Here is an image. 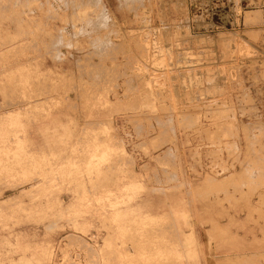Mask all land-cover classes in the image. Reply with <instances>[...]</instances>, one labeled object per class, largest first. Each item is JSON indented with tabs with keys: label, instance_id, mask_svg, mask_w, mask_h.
I'll use <instances>...</instances> for the list:
<instances>
[{
	"label": "rangeland",
	"instance_id": "obj_1",
	"mask_svg": "<svg viewBox=\"0 0 264 264\" xmlns=\"http://www.w3.org/2000/svg\"><path fill=\"white\" fill-rule=\"evenodd\" d=\"M257 74L264 0H0V264H207L264 217Z\"/></svg>",
	"mask_w": 264,
	"mask_h": 264
},
{
	"label": "crops",
	"instance_id": "obj_2",
	"mask_svg": "<svg viewBox=\"0 0 264 264\" xmlns=\"http://www.w3.org/2000/svg\"><path fill=\"white\" fill-rule=\"evenodd\" d=\"M257 79L258 84L255 90V96H259V94L264 95V75L257 74ZM262 102H264L263 96ZM6 111L7 109H3L0 105V118L5 116ZM28 139L37 143L55 141L54 135H42L39 133L29 134ZM147 158L148 157L144 158L145 161ZM225 208L228 207L226 206ZM229 216L230 217L226 214L225 217L218 220L222 222L223 235L220 234L221 231H211V229H208L206 232L204 230L199 231L197 238L201 240L203 244H205L204 239L208 238V246L207 248H203L206 252L205 254L207 255L206 263L264 264V217H248V215L231 217V211L229 212ZM236 223L238 225H236ZM220 236H223V241L222 246L219 249L217 245L220 244V241L217 240L213 243L210 242V238L217 239L220 238Z\"/></svg>",
	"mask_w": 264,
	"mask_h": 264
},
{
	"label": "bare ground",
	"instance_id": "obj_3",
	"mask_svg": "<svg viewBox=\"0 0 264 264\" xmlns=\"http://www.w3.org/2000/svg\"><path fill=\"white\" fill-rule=\"evenodd\" d=\"M84 9V8H83ZM85 11H86V9H85ZM77 14V13H76ZM78 14H80V13H78ZM260 14H261V12H260ZM82 15V14H81ZM85 16V15H84ZM245 18H246V20L247 21H252L253 22V19H255L254 20V22H256L257 20L256 19H260L259 18V14H249V15H245ZM38 20V19H37ZM114 21V20H113ZM114 25V24H113ZM260 33V32H259ZM102 34V33H101ZM31 35V34H30ZM104 37V36H103ZM74 40V39H73ZM91 41H92V39H91ZM100 41V40H99ZM103 41H104V39H103ZM107 41V40H106ZM111 41V40H110ZM112 42V41H111ZM97 46V45H96ZM95 46V47H96ZM99 48H101V47H99ZM108 48V47H107ZM107 50V49H106ZM90 53V52H89ZM134 53V52H133ZM32 68V67H31ZM10 69V68H9ZM104 69V68H103ZM29 71V70H28ZM2 72V71H1ZM36 74V73H35ZM72 75V74H71ZM93 76V75H92ZM74 77V76H73ZM6 78V77H5ZM16 78V77H15ZM67 78V77H66ZM75 84V83H74ZM66 85V84H65ZM95 85V84H94ZM86 87V86H85ZM75 88H76V86H75ZM87 88V87H86ZM74 90V89H73ZM88 90V89H87ZM5 96V95H4ZM105 97V96H104ZM101 99V98H100ZM102 100V99H101ZM104 100H106V99H104ZM107 101V100H106ZM7 103V102H6ZM21 103V102H20ZM18 104V103H17ZM112 104V103H111ZM15 105V104H14ZM22 109V108H21ZM18 113V112H17ZM25 114V113H24ZM22 116V115H21ZM11 117V116H10ZM9 117V118H10ZM20 117V116H19ZM178 118V117H177ZM159 119V118H158ZM104 120V119H103ZM176 120V119H175ZM160 121V120H159ZM101 122V121H100ZM103 122H105V120L103 121ZM108 122V121H107ZM98 123V122H97ZM106 124V123H105ZM192 125V124H191ZM101 127H103L102 125H101ZM185 127V126H184ZM254 127V126H253ZM95 130V129H94ZM105 130V129H104ZM176 131V130H175ZM104 132H106V130L104 131ZM73 133V132H72ZM74 134V133H73ZM102 134V133H101ZM106 134V133H105ZM104 134V135H105ZM261 134V133H260ZM246 135V134H245ZM157 136V135H156ZM92 137V136H91ZM94 138V137H93ZM101 138V137H100ZM109 138V137H108ZM112 138V137H111ZM155 138V137H154ZM86 140V139H85ZM108 140V139H107ZM153 140V139H152ZM262 140V139H261ZM260 140V141H261ZM78 141V140H77ZM89 142V141H88ZM113 143V142H112ZM141 143V142H140ZM143 143V142H142ZM258 143V142H257ZM146 144V143H145ZM106 145V144H105ZM113 145V144H112ZM94 146V145H93ZM99 148V147H98ZM104 149V148H103ZM117 150V149H116ZM153 150V149H152ZM247 150V149H246ZM104 151V150H103ZM107 151V150H106ZM100 152V151H99ZM119 152V151H118ZM91 153V152H90ZM121 153H122V150H121ZM239 154V153H238ZM246 154V153H245ZM115 155V154H114ZM103 156V155H102ZM126 156V155H125ZM261 156V155H260ZM109 157V156H108ZM121 158V157H120ZM123 158V157H122ZM121 158V159H122ZM166 158V157H165ZM246 158V157H245ZM254 158V157H253ZM257 158V157H256ZM256 158H255V161H256ZM260 158V157H259ZM120 159V160H121ZM167 159V158H166ZM250 159V158H249ZM119 160V159H118ZM123 160V159H122ZM121 160V161H122ZM253 160V159H252ZM251 160V161H252ZM258 160V159H257ZM123 162V161H122ZM236 162V161H235ZM259 162V161H258ZM254 163V162H253ZM261 163V162H260ZM71 164H74V163H71ZM81 164V163H80ZM102 164V163H101ZM123 164V163H122ZM162 164V163H161ZM249 164H251L250 163V161H249ZM262 164V163H261ZM94 165V164H93ZM67 166V165H66ZM69 166V165H68ZM253 166V165H252ZM257 165H255V167H256ZM263 166V165H262ZM72 167V166H71ZM89 167V166H88ZM234 167V166H233ZM74 168V167H73ZM264 168V167H263ZM264 170V169H263ZM128 171V170H127ZM34 175V174H33ZM3 176V175H2ZM41 176V175H40ZM260 178V177H259ZM27 181V180H26ZM210 185V184H209ZM220 189V188H219ZM237 189V188H236ZM227 190V189H226ZM208 194V193H207ZM210 195V194H209ZM214 195V194H213ZM212 197V196H211ZM233 198H234V196H232ZM212 201V200H211ZM222 201V200H221ZM227 201V200H226ZM210 203H212V202H210ZM205 204V203H204ZM218 204V203H217ZM231 204V203H230ZM167 205V204H166ZM210 205V204H209ZM238 206V205H237ZM204 207V206H203ZM214 208V207H213ZM210 209V208H209ZM248 209H249V207H248ZM169 212V211H168ZM162 216V215H161ZM168 216V215H167ZM170 217V216H169ZM172 218V217H171ZM154 220V219H153ZM173 220V219H172ZM262 222V221H261ZM133 225V224H132ZM140 225V224H139ZM240 226V225H239ZM122 230V229H121ZM169 230V229H168ZM131 231V230H130ZM126 234V233H125ZM121 236H123V235H121ZM235 236V235H234ZM112 242V241H111ZM120 247V246H119ZM118 249V248H117ZM117 251V250H116ZM122 251V250H121ZM255 252V251H254ZM136 253V252H135ZM260 254V253H259ZM132 255V254H131ZM235 255V254H234ZM137 257V256H136ZM257 257V256H256ZM263 257V256H262ZM170 258H171V256H170ZM258 258V257H257ZM261 258V257H260ZM134 259V258H133ZM174 259V258H173ZM170 260V259H169ZM175 260V259H174ZM180 260V259H179ZM162 261V260H161ZM178 262V261H177ZM158 263V262H157ZM182 263V262H181ZM180 263V264H181ZM160 264V263H159ZM163 264H164V262H163ZM171 264V263H170Z\"/></svg>",
	"mask_w": 264,
	"mask_h": 264
}]
</instances>
